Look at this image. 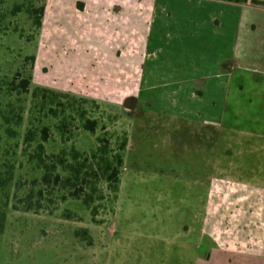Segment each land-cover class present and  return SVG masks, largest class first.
<instances>
[{
	"label": "crops",
	"instance_id": "0c3cea01",
	"mask_svg": "<svg viewBox=\"0 0 264 264\" xmlns=\"http://www.w3.org/2000/svg\"><path fill=\"white\" fill-rule=\"evenodd\" d=\"M43 17L45 26L47 8ZM66 34L39 32L52 71L72 72L47 86L122 105L127 142L120 185L130 174L133 183L144 174L186 182L181 225L197 234L191 262L264 264V183L241 177L264 151L257 142L264 139V5L158 0L142 49L122 47L124 59L114 67L126 71L122 83L94 75L85 78L90 91L76 72L108 70L110 53L94 39L84 56L77 32Z\"/></svg>",
	"mask_w": 264,
	"mask_h": 264
},
{
	"label": "rangeland",
	"instance_id": "374dc122",
	"mask_svg": "<svg viewBox=\"0 0 264 264\" xmlns=\"http://www.w3.org/2000/svg\"><path fill=\"white\" fill-rule=\"evenodd\" d=\"M22 1L4 0L0 4V15L4 16L0 23V166L3 172L12 174L7 185L0 188V208L8 202L4 207V229L0 232V264H193L190 244L197 241V234H188L181 225L187 221L183 189L186 182H155L154 176L144 174L143 180L133 183L130 174L124 188L121 182L116 200L114 193L104 184L103 193L107 196L96 201L98 213L94 220L91 211L78 199L59 203L53 213L13 208L16 196L27 194L31 180L42 174L31 157L40 141L38 134L42 127L50 130V139L44 143L47 153H57L60 148L73 145L80 150H89L97 145V137L102 136L108 137L112 146L117 148L126 136L121 104L100 102L54 88L51 89L69 92L88 101L76 99L73 109L59 105V101L65 104L69 101L63 97L50 96L42 102L33 96L37 86L50 88L47 85L59 76L62 79L61 76L66 78L72 73L52 71L43 59V41L39 32H69L65 38L77 32L84 56L91 46H95L93 40L99 39L107 49L106 53L111 54L106 57L110 59V68L80 70L76 72L77 82L79 80L78 84L86 91H90V86L85 78L94 75L101 76L107 84H121L126 71L114 67L118 68L122 63L126 51L123 49L127 45L135 53L142 49L141 38L158 2L45 0V26L36 30L26 11L12 13L15 4ZM210 9L218 12L219 8L213 10V6ZM217 17L220 19V15ZM26 55L36 58L32 81L28 92L16 93L11 91L10 82L22 65L26 70L30 68V62H24ZM137 57L138 54H134L135 61ZM131 68L136 73L138 66L132 64ZM77 108L80 112L85 110L86 117L98 121L94 133L83 128L84 120ZM28 130L38 136L26 144L24 137ZM257 142L264 143L263 137ZM241 175L243 180L251 178L264 183V151L254 155L252 166L248 171L242 168ZM180 197H184V201ZM181 205H185L184 208ZM66 209L74 212L73 218L63 217ZM84 228L92 237V244L88 243L86 236L83 237Z\"/></svg>",
	"mask_w": 264,
	"mask_h": 264
},
{
	"label": "trees",
	"instance_id": "16d2710c",
	"mask_svg": "<svg viewBox=\"0 0 264 264\" xmlns=\"http://www.w3.org/2000/svg\"><path fill=\"white\" fill-rule=\"evenodd\" d=\"M233 2H246L248 0H227ZM253 3L264 5V1L251 0ZM4 0H0V4ZM45 0H23L21 3L15 4L12 9L13 14L26 11L32 20L36 30L42 26V20L45 12ZM4 18L0 15V23ZM19 31L18 28L14 29ZM34 55H26L25 61L30 62V68L26 70V66L22 65L14 73L10 82L11 91L16 93H25L29 91L32 81V70L35 63ZM33 96L39 98L42 102L47 101L50 96L55 98H65L69 101L58 102L59 105H67L75 109L76 99L83 102L88 101L87 98H77L69 92H58L51 88L37 86L33 91ZM94 101V100H93ZM82 109V108H81ZM75 111V110H74ZM79 116L84 120L83 128L86 131L94 133L96 131L98 121L94 118L86 117V111L77 108ZM76 111V112H77ZM39 143L32 153V159L36 162L42 174L38 178L31 180L30 189L27 194L22 197L16 196L17 200L13 203V208L24 211H47L53 213L58 209V204L68 199H78L91 211L92 219L97 215L96 201L104 200L107 194H104L103 185L112 191L114 200L117 199L120 186L121 168L123 165V151L126 146V136L117 148L112 146L111 140L106 137H97V145L89 150H80L74 145L70 148L62 147L57 153H47L45 150V142L50 139V130L44 126L40 129ZM33 130H28L25 134L24 141L29 143L34 141L38 136ZM11 172H3L0 166V188L7 185L12 178ZM8 206L5 202L0 208V232L4 229L6 213L4 207ZM74 212L66 209L62 215L66 219L73 218ZM83 237L86 236L88 243L92 244V237L89 235L87 228L83 229ZM80 236L79 233L76 234Z\"/></svg>",
	"mask_w": 264,
	"mask_h": 264
}]
</instances>
